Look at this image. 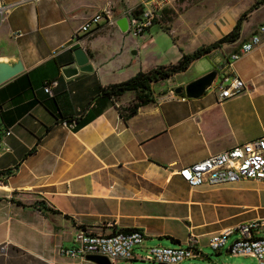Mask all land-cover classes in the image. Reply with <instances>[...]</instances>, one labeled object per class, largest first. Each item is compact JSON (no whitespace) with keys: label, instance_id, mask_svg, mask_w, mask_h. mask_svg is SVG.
<instances>
[{"label":"crops","instance_id":"crops-1","mask_svg":"<svg viewBox=\"0 0 264 264\" xmlns=\"http://www.w3.org/2000/svg\"><path fill=\"white\" fill-rule=\"evenodd\" d=\"M143 1L108 0L101 6L94 0H0V6L6 7L0 15V61L20 60L23 67L0 84V245H14L49 264H75L74 258L57 250L73 245L79 232L139 229L144 241L137 247L144 248L148 237H169L166 228L161 231V220L183 221L171 213L199 202L194 194L207 185L190 187L176 173L180 167L264 134L260 117L264 34L258 46L228 66L230 54L257 30L255 24L244 26L251 13L264 5L253 7L257 0H167L155 22L175 39L165 52L171 51L178 61L182 53L231 31L241 14L248 12L237 40L223 43L188 67L194 64L199 73L216 70L218 76L236 75L245 82L242 92L226 99L214 92L182 97L174 89L186 81H173L182 72L165 79L168 84L160 89L152 83L154 101L127 120L120 116V107L134 94L127 91L129 95L126 92L115 101L101 94V88L112 81L99 73L94 42L110 37L114 32L107 29L118 26L117 21L128 27L129 9ZM200 4L210 7L202 19L185 26L183 18L176 24L180 15ZM100 12L109 13L114 23L92 37L79 32L84 21ZM261 20L259 25L264 23ZM77 33L78 39H72ZM79 45L93 70L65 78L60 67L74 59L72 49ZM52 81L57 85L50 94L44 86ZM85 115L91 117L77 128L66 122ZM8 129L11 134L6 135ZM40 200L59 212L43 215L35 205ZM259 208L249 206L236 215ZM253 218L219 221L213 229L189 236L210 238ZM257 235L264 236V229ZM170 239L181 243L177 236ZM197 247L198 257L206 258L207 264L217 263L198 242ZM215 251L220 254L222 249ZM143 256L134 253L126 261H142Z\"/></svg>","mask_w":264,"mask_h":264},{"label":"rangeland","instance_id":"rangeland-1","mask_svg":"<svg viewBox=\"0 0 264 264\" xmlns=\"http://www.w3.org/2000/svg\"><path fill=\"white\" fill-rule=\"evenodd\" d=\"M90 1V0H86ZM102 6L108 0H94ZM112 1V0H110ZM136 0H130L134 2ZM180 1V0H179ZM206 1L207 0H202ZM220 1V0H218ZM230 0H222L228 2ZM182 2V0L180 1ZM188 3L189 0H183ZM203 4L194 5L186 12L180 15L176 24L180 23L183 18L184 25H188L192 21L200 20L204 17L207 10ZM91 9H88L90 12ZM234 12V11H233ZM264 18V5L257 11L251 13L248 17L245 27L255 24L259 26L261 19ZM177 24V25H178ZM107 29L109 32H114L108 38H98L94 42L95 52L98 58L99 73L104 74L105 81H112V83H119L134 76L139 71H147L157 65H167L170 62H175V55L171 51L166 53L169 47L175 42L169 30L164 29L159 23H155L150 29L139 36L134 35L131 27L125 31H121L120 27L113 25ZM174 30L181 31L182 27L178 29L173 26ZM103 35V34H102ZM149 36L152 40H149ZM102 37V36H101ZM143 37V38H142ZM177 48V47H176ZM170 50V49H169ZM163 51V54H155V52ZM166 51V52H165ZM135 52V53H134ZM176 54V52H175ZM174 60V61H173ZM200 69L194 64L188 68L184 73L174 77L173 81L176 84L178 81L189 82L204 73H199ZM222 74L217 78L221 79ZM111 83V84H112ZM166 80L158 81L154 84V89L162 88V85H167ZM214 90V86L208 88L204 94H210ZM130 92H127L129 95ZM126 95V96H127ZM257 117V116H256ZM264 121V109L261 110V116ZM202 192L195 193L194 203L190 208L186 206L181 207L174 213L173 216H181L183 221L174 219H163V229H167L169 237H148L144 242V248L134 249V253L138 255H145L149 247L162 245V246H176L170 237L177 236L181 239L180 245H185L190 234H199L206 230L213 229L219 225V221H226L227 223L236 222L244 218H253L256 216L264 215V183L259 181H238L228 182L216 185H204L201 187ZM258 205L260 208L257 211H246L242 214L236 215L238 212L243 211L249 206ZM258 214V215H257ZM225 223V222H223ZM207 226V227H205ZM237 237V233L231 235L226 245L222 248L220 254L208 244L209 237L201 235L197 237L201 251L211 258H215L218 264H254L255 259L250 256L233 255L226 251L227 247ZM75 264H96L92 261L85 260L84 258H74ZM208 260L203 257L185 258L179 263L175 264H207ZM0 264H49L44 260L30 256L23 253L17 247L12 245H0ZM113 264H159L152 261H138V259L131 262L125 260H118Z\"/></svg>","mask_w":264,"mask_h":264},{"label":"built area","instance_id":"built-area-1","mask_svg":"<svg viewBox=\"0 0 264 264\" xmlns=\"http://www.w3.org/2000/svg\"><path fill=\"white\" fill-rule=\"evenodd\" d=\"M261 1V0H257ZM167 0H145L129 9L131 14L128 28L131 27L134 35L139 36L146 32L161 16V10ZM139 6V7H138ZM6 7L0 6V15ZM139 14H135L136 10ZM114 23L113 17L107 12L96 13L82 23L79 32L93 34L104 26ZM264 23L257 27L249 39L243 41L240 48L230 54L228 66L238 60L244 54L253 50L262 42ZM78 39V33L72 39ZM216 75L211 86L219 99L230 98L242 92L246 85L238 76L222 75L218 80ZM57 81H52L44 86V91L52 94V87ZM209 87V88H210ZM73 127V123L70 124ZM6 135L11 134L8 129ZM190 187L203 184L216 185L242 180H255L264 182V134L249 141L237 144L220 152L180 167L176 172ZM264 229V215L249 219L222 231L213 234L208 244L214 250L222 249L228 238L237 233V237L227 247V251L233 255L250 256L255 259L254 264H264V236L257 232ZM144 241L141 231L110 233L79 232L71 246H59L58 254L70 258H83L87 254L104 255L112 264L118 260H130L134 256V249ZM197 239L189 236L185 245L149 247L143 260L157 262L159 264H175L185 258H194L201 255L197 247ZM218 264V263H214Z\"/></svg>","mask_w":264,"mask_h":264},{"label":"trees","instance_id":"trees-1","mask_svg":"<svg viewBox=\"0 0 264 264\" xmlns=\"http://www.w3.org/2000/svg\"><path fill=\"white\" fill-rule=\"evenodd\" d=\"M263 3H264V0L256 1L253 7H257L259 4H263ZM247 13L248 12H244L243 14H241V16L237 20L233 29L229 31L228 33L224 34L222 37H220L216 41L210 44H207V45L199 46L190 53H182L179 60L176 61L175 63L168 64V65H157L147 71H139L134 76L130 77L129 79L125 81H122L119 83L108 84L101 88V94L108 96L110 99L115 101L127 91H132L134 94L133 97L125 105L120 107V112H119L120 116L124 120L131 118L137 113L139 107L154 101V96H153L152 89H151L152 83L157 82V81H162L165 79H170L174 77L176 74L185 72L194 60L200 58L203 55H206L207 53L211 52L214 48L222 45L225 42H231V41L237 40L240 36L241 21L247 16ZM106 27L107 26H105L104 29ZM162 27L168 30L166 27L164 26ZM102 31L103 29L101 31H97V32H94L93 34H87V35L92 37L93 35H96L99 32L102 33ZM178 95L185 97V94L183 91L178 93ZM90 117L91 115L90 116L85 115L84 117L67 118L66 122H68L69 124L73 123V127L77 128L81 126L82 124H84ZM15 202L19 205H23L20 201H15ZM35 205L38 208V210L41 211L43 215H48L50 213L59 212L51 207H48L41 200L36 201ZM118 231L132 232V231H139V229H121ZM172 241L175 243L180 242L177 239H172ZM12 246L16 247L14 245ZM17 248L20 249L19 247ZM20 250L25 254H29L28 252L22 249ZM29 255L33 256L31 254Z\"/></svg>","mask_w":264,"mask_h":264},{"label":"water","instance_id":"water-1","mask_svg":"<svg viewBox=\"0 0 264 264\" xmlns=\"http://www.w3.org/2000/svg\"><path fill=\"white\" fill-rule=\"evenodd\" d=\"M140 12L141 11H136L135 14H139ZM117 24L122 31H125L128 28L126 27V24H123V26L120 21H117ZM72 53L74 59L60 67L65 78L76 76L79 72H90L93 70L87 53L80 45L72 49ZM22 68V62L20 60L14 62L0 61V84L8 78L18 74L22 71ZM216 75V70H210L184 85L175 87L174 92L178 94L183 91L187 98H198L211 86ZM84 258L85 260L92 261L96 264H112L110 259L104 255L87 254Z\"/></svg>","mask_w":264,"mask_h":264},{"label":"flooded vegetation","instance_id":"flooded-vegetation-1","mask_svg":"<svg viewBox=\"0 0 264 264\" xmlns=\"http://www.w3.org/2000/svg\"><path fill=\"white\" fill-rule=\"evenodd\" d=\"M136 11H140V10L138 9V10H136ZM136 11H135V12H136Z\"/></svg>","mask_w":264,"mask_h":264}]
</instances>
